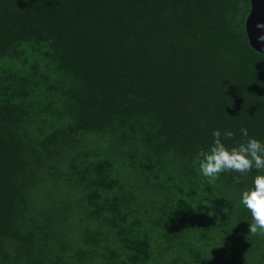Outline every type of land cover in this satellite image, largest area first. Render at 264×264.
Masks as SVG:
<instances>
[{
    "label": "trees",
    "instance_id": "trees-1",
    "mask_svg": "<svg viewBox=\"0 0 264 264\" xmlns=\"http://www.w3.org/2000/svg\"><path fill=\"white\" fill-rule=\"evenodd\" d=\"M248 9L0 0V264H264L240 200L258 173L192 163L216 129L264 142Z\"/></svg>",
    "mask_w": 264,
    "mask_h": 264
},
{
    "label": "clouds",
    "instance_id": "clouds-1",
    "mask_svg": "<svg viewBox=\"0 0 264 264\" xmlns=\"http://www.w3.org/2000/svg\"><path fill=\"white\" fill-rule=\"evenodd\" d=\"M257 27L264 28V25L257 24ZM260 39L264 40V35ZM239 131L246 139L229 145L226 141H235V133L213 130L211 145L207 149L199 147L192 163L210 184L219 180L222 173H236L232 178L236 184L253 170L258 173L252 187L241 193L240 200L251 215L248 232L264 237V142L249 137L247 128L241 127Z\"/></svg>",
    "mask_w": 264,
    "mask_h": 264
},
{
    "label": "water",
    "instance_id": "water-1",
    "mask_svg": "<svg viewBox=\"0 0 264 264\" xmlns=\"http://www.w3.org/2000/svg\"><path fill=\"white\" fill-rule=\"evenodd\" d=\"M248 13L243 21V31L248 47L264 56V28H258L257 24L264 25V0H248Z\"/></svg>",
    "mask_w": 264,
    "mask_h": 264
},
{
    "label": "rangeland",
    "instance_id": "rangeland-1",
    "mask_svg": "<svg viewBox=\"0 0 264 264\" xmlns=\"http://www.w3.org/2000/svg\"><path fill=\"white\" fill-rule=\"evenodd\" d=\"M247 2H248V0H247ZM240 7H241V9H244V5L241 3L240 4ZM248 13V12H247ZM247 15V14H246ZM246 15H245V17H246ZM245 17H244V19H245ZM244 19H243V21H244ZM242 27H243V23H242ZM38 193H40V190L39 189H37L36 191H35V196L38 194Z\"/></svg>",
    "mask_w": 264,
    "mask_h": 264
}]
</instances>
